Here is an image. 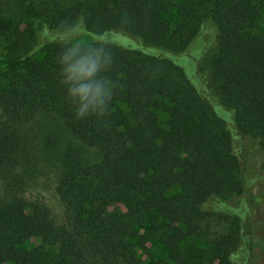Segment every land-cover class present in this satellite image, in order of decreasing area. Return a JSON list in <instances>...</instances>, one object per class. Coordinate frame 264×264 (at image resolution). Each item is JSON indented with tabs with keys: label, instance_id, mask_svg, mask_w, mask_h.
Returning a JSON list of instances; mask_svg holds the SVG:
<instances>
[{
	"label": "trees",
	"instance_id": "1",
	"mask_svg": "<svg viewBox=\"0 0 264 264\" xmlns=\"http://www.w3.org/2000/svg\"><path fill=\"white\" fill-rule=\"evenodd\" d=\"M73 25L114 53L103 117L77 120L61 85ZM1 54L0 264H140L132 240L148 236L172 264H233L249 206L240 213L226 200L264 180L250 160L264 155V0H0ZM52 115L96 152L57 155L60 216L30 192L23 166L36 136L23 126ZM198 215L233 223L207 247L194 234ZM32 238L40 244L21 249Z\"/></svg>",
	"mask_w": 264,
	"mask_h": 264
},
{
	"label": "rangeland",
	"instance_id": "2",
	"mask_svg": "<svg viewBox=\"0 0 264 264\" xmlns=\"http://www.w3.org/2000/svg\"><path fill=\"white\" fill-rule=\"evenodd\" d=\"M66 3L69 0H63ZM76 1H86L92 3L94 0H76ZM67 28H64L66 32ZM77 39L89 41L84 37H77ZM207 43L209 45L214 44V40L209 37ZM215 45L212 47L211 51L213 53ZM212 53H208L209 56ZM3 54L0 55V58ZM206 60H204L201 65L204 70L206 68ZM157 117L160 125L164 128L167 127V117L166 115L156 109L153 111ZM33 126H36V132L33 131ZM31 126H23V131L27 134H33V142L26 147V155L24 156L25 162L23 166L30 173L27 177L28 188L31 193L41 195L45 200L46 204L51 208V210L57 214L61 215L60 200L57 196L55 190V183L59 174V164L57 155L66 152L67 149H76L79 152V156L83 161H92L96 152L83 145L81 142L76 140L73 136L64 131L59 119L55 116H46L38 118ZM31 134V135H32ZM55 135L53 137H58L59 144L53 150L49 146L47 147L44 143V136L46 137ZM51 136V139L54 140ZM251 163H253L259 170L264 173V155L262 150L255 151L251 156ZM178 190L174 188L168 194H173ZM231 208L238 209V212L242 213L243 203L247 204L249 211L244 221H247V226L244 232V239L238 250L233 254L232 262L233 264H264V180L259 186H254L252 192L248 197L244 196H232L228 197L226 200ZM242 209V210H241ZM158 218L159 223L164 221L159 217L157 212L155 216ZM220 216H195L194 217V234L203 235L202 243L209 247L211 242L214 241L219 235L226 233L230 225L233 223L232 218L225 220L223 218H218ZM150 215L147 216L145 225L147 227L151 226ZM242 220V219H241ZM185 231V226L183 227ZM143 233V230L139 231ZM139 238H134L132 241L136 244L135 246V256L139 260L140 264H172L167 256V249L164 243L155 237L148 236L144 241V245L139 244ZM40 244L39 239L32 238L26 244L21 245V249H31ZM56 246H46L45 250L50 253H55ZM208 258V256H207ZM205 264L207 260L204 261Z\"/></svg>",
	"mask_w": 264,
	"mask_h": 264
},
{
	"label": "clouds",
	"instance_id": "3",
	"mask_svg": "<svg viewBox=\"0 0 264 264\" xmlns=\"http://www.w3.org/2000/svg\"><path fill=\"white\" fill-rule=\"evenodd\" d=\"M81 35L78 26H69L63 39L64 50L58 57L61 85L77 120L103 117L115 87L105 74L115 59L111 45L105 40L77 39Z\"/></svg>",
	"mask_w": 264,
	"mask_h": 264
}]
</instances>
